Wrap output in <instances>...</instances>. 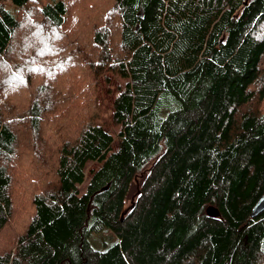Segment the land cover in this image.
I'll return each mask as SVG.
<instances>
[{"label":"trees","instance_id":"16d2710c","mask_svg":"<svg viewBox=\"0 0 264 264\" xmlns=\"http://www.w3.org/2000/svg\"><path fill=\"white\" fill-rule=\"evenodd\" d=\"M68 2L0 0V264H264V0H90L85 39ZM24 23L60 35L63 82L34 45L11 61Z\"/></svg>","mask_w":264,"mask_h":264},{"label":"rangeland","instance_id":"374dc122","mask_svg":"<svg viewBox=\"0 0 264 264\" xmlns=\"http://www.w3.org/2000/svg\"><path fill=\"white\" fill-rule=\"evenodd\" d=\"M90 0H80V2H76L75 0H69L68 2V6H69V20L71 21H76L78 26L80 27V30L83 31L85 26L82 25V13L84 11V8L87 7V4ZM106 1V2H105ZM101 2L103 3V6L98 10L99 12L103 11V7L104 9L107 7V5H109L108 0H97V4H101ZM108 3V4H107ZM98 8V7H97ZM102 10V11H100ZM82 11V12H81ZM96 11V12H98ZM90 16V14L88 15ZM76 18V19H75ZM100 20H97V19ZM91 21H93V25L92 26H101L105 25L103 23V19L102 17H92L91 16ZM68 20V21H69ZM82 20V21H81ZM24 26L26 27V29H24ZM22 27L24 29V31L22 33H20L18 36L15 37L14 40V54H19V59L12 57L11 61H16L20 64H22V44H31L34 45L35 48H37V50L40 52V62L43 65V67H45L47 64V69H49V73L48 75H46L44 82H48V84H52L53 83H60L64 81V78H62V80L59 82L57 78L56 81V70L60 69L59 66H62L64 68L67 67V65H69V62H65L63 59H59L57 55H55L58 44L59 46L62 44V42L57 43V41L59 40L60 35H57L54 31V29L51 28H47L45 27H41V29L39 27H37L36 25H30L29 24H22ZM73 27V26H70ZM86 27H90V23H86ZM51 29V30H50ZM84 33V39H85V31H83ZM40 39H35L38 37H33L34 39H31L32 36H40ZM40 40L41 43L43 44H36V41ZM65 41V40H64ZM57 43V44H56ZM19 52V53H18ZM68 58H71L68 56ZM60 60V61H59ZM43 62V63H42ZM46 62V63H45ZM59 62V66L54 67V63ZM41 66V65H40ZM36 68L38 69V67L33 68L32 70H30V72L35 71ZM42 68V66H41ZM51 68V70H50ZM53 68V69H52ZM47 71V70H46ZM16 72L14 70H12L11 67L9 68H4L3 69V73L0 72V74L4 75L1 76L3 77V79H5V76L7 77L8 83L11 82L13 79L16 78V76L13 74ZM47 73V72H46ZM50 76V77H49ZM108 82H106L105 80H103V78H100V87L99 90L97 89V98H96V103L98 105L99 111H98V116L96 118V122L101 125L103 127V129L110 131L112 136H115V133L118 131V127H115L112 122H111V111H112V101L115 97V95L118 93L119 88H118V81L111 76V74H108ZM61 79V76H60ZM19 81V80H18ZM7 87V86H6ZM6 87H4L6 89ZM55 87V86H54ZM64 96V95H62ZM62 96L60 97V99H63ZM59 101V100H58ZM112 147L113 149H115V139L113 140L112 143ZM99 167L98 163H91L88 165V168L85 171V178L84 181L82 183V185H86L88 178H89V171L95 170ZM139 177L140 175L137 176L136 180L132 183L131 187H130V192L128 194V198L125 202V206L124 208L129 207L131 201L133 200V197L135 195L136 192V188L138 186V181H139ZM92 245H94L96 248H101V244L97 245L99 241H93V238L90 240Z\"/></svg>","mask_w":264,"mask_h":264},{"label":"water","instance_id":"95a60500","mask_svg":"<svg viewBox=\"0 0 264 264\" xmlns=\"http://www.w3.org/2000/svg\"><path fill=\"white\" fill-rule=\"evenodd\" d=\"M264 210V193L263 195L260 197V199L256 202V204L254 205V207L252 208L251 217L256 216L257 214H259L261 211ZM206 214L210 217H217L219 215L218 211L212 207V206H208L205 210Z\"/></svg>","mask_w":264,"mask_h":264}]
</instances>
